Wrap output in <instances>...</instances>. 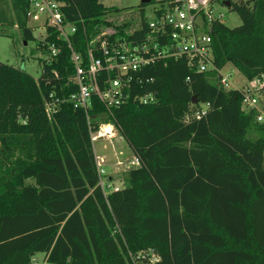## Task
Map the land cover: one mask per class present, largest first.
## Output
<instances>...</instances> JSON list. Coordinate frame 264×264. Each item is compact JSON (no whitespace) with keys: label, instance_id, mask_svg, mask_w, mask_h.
Returning <instances> with one entry per match:
<instances>
[{"label":"trees","instance_id":"16d2710c","mask_svg":"<svg viewBox=\"0 0 264 264\" xmlns=\"http://www.w3.org/2000/svg\"><path fill=\"white\" fill-rule=\"evenodd\" d=\"M55 1L76 26L71 43L81 54L105 28L130 37L127 24L106 20L111 10L101 0ZM228 1L241 25L213 22L214 63L264 80V0ZM28 7L0 0V35L16 26L25 42L34 39ZM48 32L60 52L42 61L37 79L0 62V264H30L38 254L47 264H145L135 256L148 248L159 255L151 264H264V124L243 110L241 92L219 88L216 72L170 59L133 86L153 92L154 104L129 101L110 115L92 96L88 119L68 102L47 114L52 89L65 97L76 88L60 89L73 73L70 51ZM194 98L210 109L184 122ZM108 123L139 164L104 194L89 129Z\"/></svg>","mask_w":264,"mask_h":264},{"label":"built area","instance_id":"2783aa9c","mask_svg":"<svg viewBox=\"0 0 264 264\" xmlns=\"http://www.w3.org/2000/svg\"><path fill=\"white\" fill-rule=\"evenodd\" d=\"M215 1L160 0L150 9V19L145 17V30L140 36L135 34L141 30L139 22L127 32L130 35L128 38L117 36V30L108 27L96 34L87 44L84 54H81L71 43L76 26L64 20L60 9L62 4L55 0H29L27 21L36 23L37 29L43 31L39 39L40 45L46 47L43 60L49 64L60 52L59 46L47 41L48 31L53 29L56 32L55 39L67 45L69 62L73 67L72 75L68 76L60 89L68 88L72 83L75 90L69 96L59 97L52 89L44 103L46 113L55 112L60 103L68 102L74 108L83 109L87 118L92 96L98 98L110 115L114 108L129 101L140 105L154 104L157 97L153 92L139 94L134 92L133 86L144 82L143 72L147 67L160 61L183 59L187 67L195 72H216L211 79L216 81L219 88L240 91L243 110L254 111L256 121L264 124V80H246L244 87L237 88L233 85V70H225V66L217 68L214 63L210 33L213 22H221V14H215L213 8ZM54 76L58 78L57 73ZM186 81H189V77ZM209 109V103L192 104L190 112L184 115V122L203 117ZM106 125L111 130H104ZM89 133L93 146L96 140L112 138L117 130L108 123L100 124L95 131L90 128ZM94 156L98 185L103 193L118 189L105 169L104 160L96 156L95 151ZM122 164L128 165L118 160L113 165V171H118ZM138 164L135 157L129 162L130 167ZM135 257L145 264L159 260V255L152 248L139 252ZM30 264H36L35 257ZM41 264H47L46 260L43 259ZM133 264H137L134 259Z\"/></svg>","mask_w":264,"mask_h":264},{"label":"rangeland","instance_id":"374dc122","mask_svg":"<svg viewBox=\"0 0 264 264\" xmlns=\"http://www.w3.org/2000/svg\"><path fill=\"white\" fill-rule=\"evenodd\" d=\"M160 0H153L149 4H144V17L150 19V9L157 5ZM224 0H216L213 4L215 14H221V22L229 28L241 25L239 15L229 7L222 4ZM236 1V0H231ZM101 2L111 11L105 18L117 25L127 24V30L135 27L140 19V0H101ZM118 9V11H115ZM27 26L31 28L34 39L27 42L22 38L20 30L14 26L7 29L8 34L0 35V62L21 68L33 78H38L41 70V63L45 58V52L39 47V39L43 31L37 29L34 22H28ZM233 70V85L242 88L247 84L245 77L232 65H226L225 70ZM114 138V137H113ZM112 139V138H109ZM108 138L96 140L93 148L96 156L104 160V166L108 174H113L110 178L114 187H122L123 178L130 167L129 162L133 158L130 150L126 147L124 141L119 138L109 140ZM120 140V141H119ZM115 142V143H114ZM118 160L128 165H120L118 171H113V165ZM36 264L43 262L42 258L34 256ZM138 264V263H137Z\"/></svg>","mask_w":264,"mask_h":264},{"label":"water","instance_id":"95a60500","mask_svg":"<svg viewBox=\"0 0 264 264\" xmlns=\"http://www.w3.org/2000/svg\"><path fill=\"white\" fill-rule=\"evenodd\" d=\"M152 0H140V4H149L150 2H151ZM222 4H224L225 6H227V7H230V1H228V0H224L223 2H222ZM196 103V100H195V98L193 99V104H195Z\"/></svg>","mask_w":264,"mask_h":264},{"label":"crops","instance_id":"0c3cea01","mask_svg":"<svg viewBox=\"0 0 264 264\" xmlns=\"http://www.w3.org/2000/svg\"><path fill=\"white\" fill-rule=\"evenodd\" d=\"M114 137V138H113ZM112 137V139H115V138H119V139H121L122 141H124L120 136H119V134L118 133H115L114 134V136ZM112 139H109V140H112ZM113 141V140H112ZM120 141V140H119ZM115 143V142H114ZM125 143V142H124ZM125 145H126V143H125ZM126 147H127V145H126ZM128 148V147H127ZM129 149V148H128ZM108 171V170H107ZM112 173L109 175V177L111 178L112 177ZM38 258H42V260L44 259V255L43 254H38V255H36Z\"/></svg>","mask_w":264,"mask_h":264},{"label":"bare ground","instance_id":"6f19581e","mask_svg":"<svg viewBox=\"0 0 264 264\" xmlns=\"http://www.w3.org/2000/svg\"><path fill=\"white\" fill-rule=\"evenodd\" d=\"M104 130H107V131H108V130H111V129H110V126L106 125V126L104 127Z\"/></svg>","mask_w":264,"mask_h":264}]
</instances>
